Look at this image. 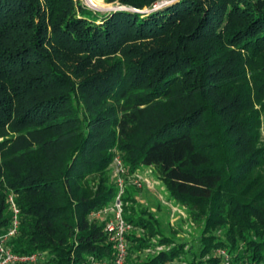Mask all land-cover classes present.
Returning a JSON list of instances; mask_svg holds the SVG:
<instances>
[{"label": "trees", "instance_id": "1", "mask_svg": "<svg viewBox=\"0 0 264 264\" xmlns=\"http://www.w3.org/2000/svg\"><path fill=\"white\" fill-rule=\"evenodd\" d=\"M105 1L126 8L0 0V235L12 194L15 253L112 261L116 245L92 214L115 199L120 154L129 175L152 166L204 223L189 264H221L203 260L220 248L264 264V0ZM137 190L127 186L124 217L148 237L130 231L129 251L154 236L173 244L128 196ZM183 250L130 264H167Z\"/></svg>", "mask_w": 264, "mask_h": 264}, {"label": "rangeland", "instance_id": "2", "mask_svg": "<svg viewBox=\"0 0 264 264\" xmlns=\"http://www.w3.org/2000/svg\"><path fill=\"white\" fill-rule=\"evenodd\" d=\"M81 1L88 8L92 9L99 15H104L106 13L114 11L117 9V7L126 8L120 6L118 3H107L105 0H102V2L100 3L97 0ZM92 3L95 4V6L91 5ZM103 5L111 6V8L105 9L103 7H100ZM159 6H161V4H158L156 7ZM147 10L150 9L146 8L142 11ZM140 169L142 172L149 171L146 166H143ZM111 173L112 172L110 170V174ZM149 177L150 180L153 182V185H147L144 183L142 187H136L138 188L136 193L130 191L128 196L136 198V206L139 209H144L151 212V214L158 219L159 226L161 231L163 232V235L170 237L171 240H173V244L168 245L161 243L159 236L150 237V243L147 247L137 252H128L127 264H130L132 261L135 260L143 261L149 256L158 254L162 250H167L171 248L174 244H183L184 250L179 258L167 264H189L190 260L194 256L195 258L200 259L199 252L201 248V237L203 235L204 223L194 221L185 206L179 205L176 201L170 199V194L164 182L159 179L158 174L155 170H153V173L149 174ZM128 186L131 187L132 184L129 183ZM127 204H133L132 200L129 199V201H127ZM92 218L96 219L97 222H102L101 217ZM215 232L220 234L221 230L217 228ZM131 235L148 237L142 227H135L131 231ZM212 254H217V250L213 251L211 254L203 258V260H205ZM46 260L47 255L44 253L40 261L35 264H46L44 262Z\"/></svg>", "mask_w": 264, "mask_h": 264}, {"label": "built area", "instance_id": "3", "mask_svg": "<svg viewBox=\"0 0 264 264\" xmlns=\"http://www.w3.org/2000/svg\"><path fill=\"white\" fill-rule=\"evenodd\" d=\"M149 171L142 172L137 169L133 174H127L125 164L117 154L110 165L111 177L116 184L117 194L112 203L106 208L92 214V217H101L105 223V231L110 235V240L116 245V256L112 261L98 260L90 257L87 264H125L129 252V244L127 234L132 231L135 226L126 221L124 217L125 201L124 196L128 184L135 185L140 188L143 184L153 185L149 174L153 173L152 166H146ZM12 221L8 230L0 235V264H35L42 257V253L18 254L13 251L10 246L11 239L18 234L20 209L17 206L14 196H9ZM217 255L221 259V264H250L246 261H235L232 253L220 248L217 250Z\"/></svg>", "mask_w": 264, "mask_h": 264}, {"label": "bare ground", "instance_id": "4", "mask_svg": "<svg viewBox=\"0 0 264 264\" xmlns=\"http://www.w3.org/2000/svg\"><path fill=\"white\" fill-rule=\"evenodd\" d=\"M90 4V3H89ZM91 5H94L95 6V4H91ZM97 5V4H96ZM100 7H103V8H105V9H110L111 8V6H108V5H103V6H100Z\"/></svg>", "mask_w": 264, "mask_h": 264}, {"label": "water", "instance_id": "5", "mask_svg": "<svg viewBox=\"0 0 264 264\" xmlns=\"http://www.w3.org/2000/svg\"><path fill=\"white\" fill-rule=\"evenodd\" d=\"M118 9H123L122 7H117V9L116 10H118Z\"/></svg>", "mask_w": 264, "mask_h": 264}]
</instances>
